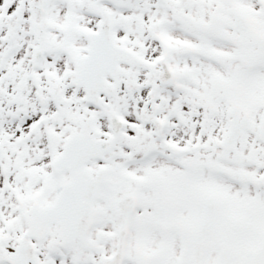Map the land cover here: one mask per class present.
I'll return each instance as SVG.
<instances>
[{
	"label": "snow or ice",
	"instance_id": "1",
	"mask_svg": "<svg viewBox=\"0 0 264 264\" xmlns=\"http://www.w3.org/2000/svg\"><path fill=\"white\" fill-rule=\"evenodd\" d=\"M0 264H264V0H0Z\"/></svg>",
	"mask_w": 264,
	"mask_h": 264
}]
</instances>
